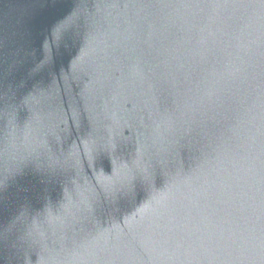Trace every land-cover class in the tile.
<instances>
[{
    "label": "water",
    "instance_id": "water-1",
    "mask_svg": "<svg viewBox=\"0 0 264 264\" xmlns=\"http://www.w3.org/2000/svg\"><path fill=\"white\" fill-rule=\"evenodd\" d=\"M0 264H264V0H0Z\"/></svg>",
    "mask_w": 264,
    "mask_h": 264
},
{
    "label": "snow or ice",
    "instance_id": "snow-or-ice-1",
    "mask_svg": "<svg viewBox=\"0 0 264 264\" xmlns=\"http://www.w3.org/2000/svg\"><path fill=\"white\" fill-rule=\"evenodd\" d=\"M145 179H147V177H145Z\"/></svg>",
    "mask_w": 264,
    "mask_h": 264
}]
</instances>
